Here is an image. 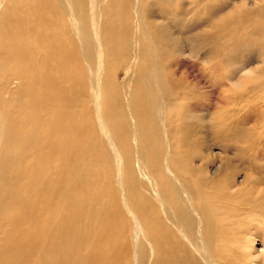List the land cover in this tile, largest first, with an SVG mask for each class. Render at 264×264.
<instances>
[{
  "label": "bare ground",
  "instance_id": "bare-ground-1",
  "mask_svg": "<svg viewBox=\"0 0 264 264\" xmlns=\"http://www.w3.org/2000/svg\"><path fill=\"white\" fill-rule=\"evenodd\" d=\"M257 91L264 0H0V264H264Z\"/></svg>",
  "mask_w": 264,
  "mask_h": 264
},
{
  "label": "rangeland",
  "instance_id": "rangeland-1",
  "mask_svg": "<svg viewBox=\"0 0 264 264\" xmlns=\"http://www.w3.org/2000/svg\"><path fill=\"white\" fill-rule=\"evenodd\" d=\"M245 55L246 54L243 55V58L245 57ZM189 68H191L188 70V73L190 75V78L188 79L189 81H193L196 85H198L197 87L202 85L204 86L207 85V83H204V81H206L207 79V76L195 71L196 67L194 65L192 67L189 66ZM222 85L223 82H221L220 85L219 83H217L215 85L217 87L215 92H218L220 88H222ZM229 86H230L229 84L224 85V87H226V90L229 89ZM200 92L206 95L205 89L200 90ZM263 99H264V95H262L261 92L258 91L250 94L249 96H246L245 104H242L243 107L241 108V110L235 113L234 116L231 118V120H229L228 122L229 125L226 129L216 130L210 128L208 129L209 132L206 134V136L200 137V140L209 141L212 144L214 150L216 151L218 149L213 144L220 142H227V141H230L229 143L235 142L237 138H241L240 133L242 134V136L244 135L245 130L249 131V129L252 128L253 126L260 127V125H264V107L257 106L258 103L262 105L261 102L263 101ZM201 101L204 105L209 104V99L207 97L202 98ZM220 109L221 107L216 108V110H220ZM210 111H214L213 107L211 108ZM244 112H246L245 116L241 117L242 113ZM207 128L209 127L207 126ZM213 135L215 136V138H213ZM256 247H258V244H256Z\"/></svg>",
  "mask_w": 264,
  "mask_h": 264
}]
</instances>
